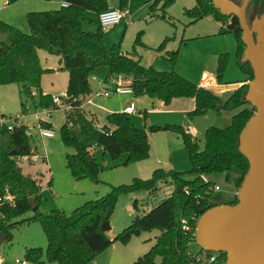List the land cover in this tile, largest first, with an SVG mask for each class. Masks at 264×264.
Instances as JSON below:
<instances>
[{
	"label": "trees",
	"instance_id": "trees-1",
	"mask_svg": "<svg viewBox=\"0 0 264 264\" xmlns=\"http://www.w3.org/2000/svg\"><path fill=\"white\" fill-rule=\"evenodd\" d=\"M13 1L6 0L7 3ZM63 1L66 5L56 8L27 10L24 14L27 32L0 18V84L18 83L22 98L20 104L29 98L32 108L53 106L49 93L37 90L31 94L30 91L38 89L40 75L46 70L40 66L36 49L58 55L60 69L67 72L65 101L71 107L65 112L58 133L61 142L73 148V152L66 153L64 157L65 165L74 178L88 177L98 181L100 165L92 153L94 148L110 158L124 153L125 163L144 158L148 152L147 133L143 127L134 124L129 113L123 110L108 112L105 114L106 123L98 127L93 117L83 112L80 103L90 91L88 77L99 66L105 68L106 74L122 72L128 75L133 95L146 94L163 102L172 97H193L194 105L186 112L188 116L200 115L208 110H237L231 114L226 126L208 125L204 128L202 148L181 124L149 125L151 130L168 129L179 134L189 167L184 170L155 167L148 177L132 176L127 183L111 184L107 192L85 200L69 212L60 208H51L48 212L38 209L41 199L39 182L31 174L23 173L17 164V156L31 150L25 125L17 123L11 129L0 128V193L7 186L14 196L12 204L0 203V232L7 236L16 224L37 220L46 244L44 248L25 247V260L41 263L44 256L47 261L57 264H86L112 241L126 243L131 236L156 228L158 234L154 242L131 264H190L188 244L194 240L193 228L197 216L213 204L235 201V197L218 201L212 194L214 184L207 174L222 172L225 181L236 189L247 167L245 157L236 148L239 129L254 110L243 98L246 84L242 83L227 94H219L197 85L173 69L142 65L130 53L121 51L118 43L111 46L104 44L103 29L98 25L96 15L108 6L106 0ZM171 1L162 0V12L157 14L160 18L165 17L164 8ZM126 3L127 0H117L116 6L125 7ZM154 3L155 0L150 6L153 7ZM249 3L264 10V0H248L247 5ZM183 12L191 21L210 15L222 24L218 32L231 31L236 40L238 67L244 71L243 65L248 63L239 59L243 43L235 15L220 13L210 0H194L193 5L185 7ZM138 33L135 42L139 41ZM164 41L165 38L156 48L161 49ZM165 54L169 63H173L177 50H165ZM226 55V52L217 55L215 78L218 83L230 82L221 78ZM245 74L246 78L251 76L250 67ZM41 124L50 127L49 121H41ZM185 173H190L191 177H185ZM159 181L170 185L167 196L142 214H135L112 237L100 230L104 212L112 209L119 194L140 189L153 192ZM28 197L32 198L36 207L31 210V215L17 218L30 210ZM133 205L136 206L135 199ZM217 254L224 259L223 252L217 251Z\"/></svg>",
	"mask_w": 264,
	"mask_h": 264
},
{
	"label": "rangeland",
	"instance_id": "rangeland-1",
	"mask_svg": "<svg viewBox=\"0 0 264 264\" xmlns=\"http://www.w3.org/2000/svg\"><path fill=\"white\" fill-rule=\"evenodd\" d=\"M153 0H127L130 15L128 20L115 23L110 27L103 29V40L106 46H111L113 43H118L119 48L123 52L130 53L134 58H137L142 65L153 64L157 69H173L187 79L193 82H198L201 70L207 71L211 75L216 74L217 55L220 52H227L226 63L222 74L223 81H233L243 76L249 70L248 65L244 64V74L238 67L237 57L235 55L236 40L231 31L218 32L222 25L220 21L213 19L210 15L203 16L197 20L191 21L190 17L184 14L185 7H191L194 0H172L164 8V18H160L157 14L162 12V0H155L153 7L150 6ZM116 0H107L108 5L115 4ZM12 3V2H11ZM15 5V4H14ZM55 4L43 1L40 6L30 7L28 10H42L55 8ZM254 3H249L245 9L246 20L249 23L253 15L261 12ZM1 14V11H0ZM25 19V18H24ZM23 18L21 19V21ZM6 21V20H5ZM20 21V20H19ZM12 24V23H11ZM15 24H19L16 22ZM90 27L89 25H87ZM18 27V25H17ZM25 32L28 31L27 25ZM20 28V27H19ZM138 33L139 41L135 42V35ZM165 38L163 47L157 49V45ZM177 50V56L173 63H169L166 58L165 50ZM61 70L56 75H63ZM91 74L96 77H104L106 70L103 66L94 69ZM57 78V79H58ZM56 79V80H57ZM247 79V78H246ZM245 79V81H246ZM93 82V80H90ZM244 81V80H243ZM242 82V83H245ZM58 82V80H57ZM62 83V81H61ZM241 83V84H242ZM232 85L236 83L220 84L225 89L217 91L219 94H227L233 90ZM238 87V86H236ZM59 89H63L60 86ZM235 89V88H234ZM33 94L36 91L33 90ZM115 101H121L122 96H113ZM140 100H136L133 96L130 98L135 102V111L129 113L135 125L143 127L147 133L148 148L147 155L139 159L137 162H124L125 154L122 153L116 158H110L106 154H102L98 148L92 149L95 160L99 163L100 169L97 173L98 181H93L88 177L74 178L65 165V154L73 152V148L64 145L59 137V125L65 119L63 105H59L52 110L47 116V120L51 121L50 128L51 136H40L36 127V120L31 115L34 108L30 105L29 98L23 101L19 93V84L10 82L0 84V111L3 114L26 113L23 121L27 125H33L29 130L28 142L33 152L37 154H45L44 159L38 158L31 162H20L17 164L23 173H29L36 177L40 185L41 199L38 204V209L41 212H48L51 208H60L65 212H69L75 206L83 203L85 200L96 198L108 191L110 185L119 183H127L132 176L141 178L150 175V165L156 164L158 159L161 165L171 167L177 170H184L189 167L187 154L180 136L174 130L168 129H148V125L144 126L142 118L143 108L138 109L141 101L149 96H142ZM104 97L94 98L95 102L103 101ZM185 99V98H183ZM112 100V99H111ZM88 103H84L83 112L86 115ZM247 105V104H245ZM150 105H147V108ZM25 108L26 111H22ZM237 108L219 109V111L208 110L204 116L198 118V115L183 116L180 113L172 114V118L167 122H177L185 125L186 121L192 120L194 127L193 137H195L198 147L203 146V131L208 125L223 127L230 121V116ZM97 112V119L93 118L96 126H101L106 123L105 118H102ZM88 113V112H87ZM87 115H90L88 113ZM140 115V116H139ZM149 116L148 113L145 114ZM150 117V116H149ZM175 120V121H172ZM155 131V132H154ZM167 161L171 165L167 164ZM185 177H191L190 173H185ZM207 177L212 180L217 188L212 187V194L215 195L218 201H228L233 199L235 188L225 181L222 172L207 174ZM49 180V183L47 182ZM171 190L168 183L159 181L157 188L153 192L146 190H135L131 192L121 193L117 196L111 212L108 215V229L105 231L109 235H114L126 225L135 214H142L151 206L157 203L161 198L167 196ZM135 199L136 206L133 205ZM31 215V210L26 211L17 218L27 217ZM158 229L153 228L149 231H142L137 236L131 238V243L138 245L142 243L152 244V234L157 233ZM10 236V238H8ZM149 237V238H147ZM155 239V236H154ZM46 244L45 235L37 220L23 221L11 227L9 234L0 241V258L2 264H20L15 259L24 260L26 264H57L54 261H47L43 256V262L33 263L25 260L23 251L28 246H40L44 248ZM148 245V246H149ZM190 251L198 249L197 244L190 241L188 244ZM147 250V249H146ZM145 251V250H144ZM143 251V252H144ZM141 252L140 254H142Z\"/></svg>",
	"mask_w": 264,
	"mask_h": 264
},
{
	"label": "water",
	"instance_id": "water-1",
	"mask_svg": "<svg viewBox=\"0 0 264 264\" xmlns=\"http://www.w3.org/2000/svg\"><path fill=\"white\" fill-rule=\"evenodd\" d=\"M210 1L220 13L237 18L243 43L239 59L247 61L251 69L243 98L254 110L237 134L236 148L245 157L247 167L235 189V201L205 208L195 220L193 239L200 248L223 252V264H264V10L248 23V0ZM27 201L33 210L36 203L31 197ZM110 212V208L104 212L101 231L109 227ZM4 238L0 232V241Z\"/></svg>",
	"mask_w": 264,
	"mask_h": 264
},
{
	"label": "crops",
	"instance_id": "crops-1",
	"mask_svg": "<svg viewBox=\"0 0 264 264\" xmlns=\"http://www.w3.org/2000/svg\"><path fill=\"white\" fill-rule=\"evenodd\" d=\"M43 1H47L48 3H52L53 5L55 4V6H54L55 8L60 5V0H15L12 3H7L6 0H0V11H1L0 18L3 19L4 21L6 20V22H8V23H12L15 26L18 25V27H20L21 30H26V27L24 28V26L27 25L26 21L24 19L25 12L28 9H30V7L40 6ZM149 1H151V0H149ZM106 2H107V0H106ZM116 2H117V0H116ZM116 2H115V4H112V5H108V3H107V5L108 6H116ZM126 7H128V2L126 3ZM22 18H23V20L21 21ZM16 22H19V24H15ZM0 38H1V35H0ZM36 53L38 56L40 66L46 70H44L41 73L40 79H39V87H38V89L35 88L34 91L40 90L41 93H49V94L64 91L65 85H66V80H67V72H66V70L60 69V63L58 61V55L54 54V53L47 52L46 50L41 49V48H37ZM60 70L62 72H65V73H63V75L60 76L61 80L59 82V78H58L59 75H56V74ZM242 72L244 74V71H242ZM204 74H209L212 77V79L214 80V81H212L213 83L211 85V90L216 91V92L222 91V90H216V88L220 87L218 85L226 84V83H218L216 81L215 75H211L210 73H207V71H205V70L200 71L199 78L201 79ZM56 79L58 80V82ZM200 79H198V82H195L197 85H199ZM245 79H246V76H243L242 78H239V79L227 82V83L233 82V83H236L237 86H239V85H241L242 82L245 81ZM61 81H62V83H61ZM89 84H90V91L88 92V94H86V97L88 95H92V91L97 88V84L94 81L91 82L89 80ZM60 86H62L63 89H59L57 91V89ZM113 94H115L113 96H122L123 98L121 99V101L116 102L115 98L109 97L110 95H112V94H110V95L102 98L103 101H101V102L96 101L95 102L94 98L103 97V96H91V102L88 103L86 111L88 113H90V115L94 119L95 118L97 119V112L96 111L101 110V112L100 113L98 112V114L100 116H102V118H105V114L108 112L122 110L124 105L128 101H133L130 99L132 96L134 98H136V100H140V98H143L142 96H147L146 94H140V95L126 94V93H121V94L120 93H113ZM147 98H150V99H143L141 101L140 105L138 106V109L143 108L142 118L144 120V126L147 124L148 129H149V125H151V124L161 125L164 123H177V122H167V121H169L168 119L172 118V114H175V113H180L182 119H184L183 116L184 115L188 116V115H186V112L191 110L193 108V105H194L193 97H188V96L187 97L186 96L172 97L167 102H163V100H161L160 98H155V97H147ZM183 98H185V99H183ZM133 104L135 107V105H136L135 102H133ZM147 105H150V106L147 108ZM83 108H84V105H83ZM22 111L24 112L26 110L22 109ZM87 112H86V115L88 114ZM1 113L2 112L0 111V114ZM15 113H17V112H14L13 114H15ZM146 113H148L150 117L148 115H146V117L144 118ZM206 113H207V111L198 115L199 116L198 118H201V116H204ZM23 114H26V113H23ZM87 116H89V115H87ZM172 121H175V120H172ZM49 123L51 125V121H49ZM192 123H193L192 120H189V121H186V124L182 125V126L184 127V129H186L193 136L194 127H193ZM145 127H147V126H145ZM148 140H149V138H148ZM148 148H150V147L148 146ZM136 161L138 162L139 160H136ZM155 162H156V164L147 166V167H149L150 172L153 168L160 167V166H156V165L158 163H161V162L158 159H156ZM164 165H171V164L169 161H167V164H164ZM161 166H162V168L167 169V167H165L163 165H161ZM168 168H171V167H168ZM48 183H49V180H48ZM104 232L109 237L113 236V234L109 235L106 231H104ZM157 234H158V232L152 234V242H154V236H156ZM134 236H137V235H134ZM132 237L133 236H131V238ZM131 238L126 243H120L118 241H112L106 248H104L102 251L97 253L86 264H131V262L141 252L146 250L151 245V244L149 245V242L145 244V243H142L140 241H139L138 245H136V243H131ZM147 238H149V237H147ZM2 263H3V261H2ZM20 264H26V263L24 262V263H20Z\"/></svg>",
	"mask_w": 264,
	"mask_h": 264
},
{
	"label": "built area",
	"instance_id": "built-area-1",
	"mask_svg": "<svg viewBox=\"0 0 264 264\" xmlns=\"http://www.w3.org/2000/svg\"><path fill=\"white\" fill-rule=\"evenodd\" d=\"M60 5H66V2L60 0ZM130 15L129 9L125 7L118 6H108L102 10H100L96 15V20L101 29L106 27H110L115 23H118L121 20L125 22L128 20ZM89 80H93L97 84V88L92 91V95L86 94L81 98L80 106L83 107L84 103L91 102V96H108L113 93H126L132 94V87L130 84V78L128 75L122 72H114L110 74H106L104 77H96L93 74H90L88 77ZM212 77L209 74H204L199 81V85L201 87H205L211 89L212 85ZM33 94V89L30 91ZM88 94V93H87ZM67 95L65 91H60L58 93L50 94V101L52 105L59 107V105H63L64 109H70V105L65 101ZM53 106H44L34 108L31 115L36 120V127L38 129V133L40 136H51L52 130L48 126H43L41 121H47V116H49L54 109ZM134 104L133 101H128L124 107L123 111L127 113L134 112ZM25 114L23 113H15V114H0V128L5 127L6 129H11L14 124L22 123L25 125V133L29 134V130L33 128V125H27L23 121V117ZM45 154H37L30 150L28 153H23L17 156V161L22 162H31L37 160L38 158L44 159ZM214 189L217 188V185L212 186ZM14 200L13 194L8 190L7 186L3 187L2 192L0 193V203L12 204ZM186 227L185 225H183ZM189 256L191 258L190 264H223V260L218 256L217 251H210L203 248H198L195 251H189ZM16 262L20 261V263H24V260L15 259ZM0 264H2V260L0 258Z\"/></svg>",
	"mask_w": 264,
	"mask_h": 264
},
{
	"label": "flooded vegetation",
	"instance_id": "flooded-vegetation-1",
	"mask_svg": "<svg viewBox=\"0 0 264 264\" xmlns=\"http://www.w3.org/2000/svg\"><path fill=\"white\" fill-rule=\"evenodd\" d=\"M247 6V5H246ZM246 9V8H245ZM263 29H264V27H263Z\"/></svg>",
	"mask_w": 264,
	"mask_h": 264
}]
</instances>
